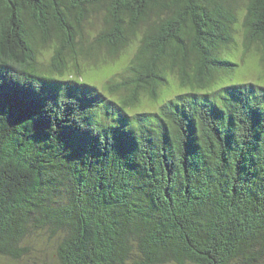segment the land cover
<instances>
[{"label": "trees", "instance_id": "1", "mask_svg": "<svg viewBox=\"0 0 264 264\" xmlns=\"http://www.w3.org/2000/svg\"><path fill=\"white\" fill-rule=\"evenodd\" d=\"M37 235L57 264H264V0H0V257Z\"/></svg>", "mask_w": 264, "mask_h": 264}, {"label": "rangeland", "instance_id": "2", "mask_svg": "<svg viewBox=\"0 0 264 264\" xmlns=\"http://www.w3.org/2000/svg\"><path fill=\"white\" fill-rule=\"evenodd\" d=\"M92 64H90L91 66ZM107 69L101 68L98 70L90 71L87 75L91 82L95 84L102 85L104 83L103 77L106 75ZM243 78H254L255 70L248 63V65L240 72ZM147 105V104H145ZM147 107V106H145ZM45 235L32 236L33 240L29 241L31 248L29 249V254L22 256L17 262H11L9 259H3L0 257V264H57L55 255L53 254V245L51 242L44 239Z\"/></svg>", "mask_w": 264, "mask_h": 264}]
</instances>
